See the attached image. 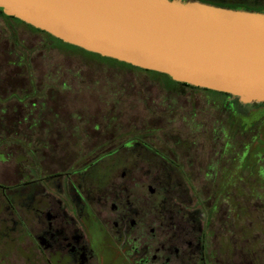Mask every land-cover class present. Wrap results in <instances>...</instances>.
Here are the masks:
<instances>
[{"label":"flooded vegetation","instance_id":"1","mask_svg":"<svg viewBox=\"0 0 264 264\" xmlns=\"http://www.w3.org/2000/svg\"><path fill=\"white\" fill-rule=\"evenodd\" d=\"M0 18L10 33L7 41L19 55L22 51L30 52L11 32L13 24L44 35V40H52L62 49L155 77L174 92L201 93L207 107L217 113L211 133L221 134L223 126L228 134L234 132L235 126L242 127L246 133L250 125L263 141L260 149H264L262 104L254 106L248 120L249 114L236 108L243 104L227 94L122 65L64 44L13 17L1 13ZM40 46L47 49L46 45ZM19 59L16 64L8 65L14 68L23 65L26 69L27 61L21 60V55ZM30 79L25 82L27 88L24 84L22 89L11 91L9 83H0V99L5 100L0 106V118L17 114L9 111L10 102L18 105L21 118L17 141L6 137L9 133L4 127H9L0 128V264H232V247L249 245L246 238L248 244L235 240L231 234L233 222L225 221L230 220L231 208L226 204L230 187H227L229 195L219 199L211 188L203 191L195 186L200 181L197 178L201 170L195 168V160L183 159L181 151L191 148L198 135L186 137L180 131H170L166 118V124L160 128L145 125L122 130L104 126V132H110H105L103 141L89 147V134L98 133L99 124L94 122L97 131L92 126L89 131L75 122L69 129L55 126L63 111L60 114L58 110H44L54 95L47 92L44 100H39L36 94L30 95ZM32 80L39 91L43 81ZM11 94L18 95L19 99L10 100ZM162 107L169 110V106ZM190 113L188 120L193 122L198 112L194 109ZM66 114L72 120L73 114L83 118L77 112ZM178 118L186 123L185 116ZM193 124L197 131L203 128L201 123ZM167 134L172 137H166ZM63 152L67 158L59 163ZM218 152L219 147L215 155ZM263 159L260 161L264 163ZM216 160L204 171L210 172ZM216 165L223 166V163L218 160ZM204 180L209 181L207 177ZM262 182L264 185V179ZM210 224L216 228L211 229ZM241 229L243 232L244 227ZM260 235V253L252 264H264V233ZM245 252L249 255L250 246Z\"/></svg>","mask_w":264,"mask_h":264},{"label":"rangeland","instance_id":"2","mask_svg":"<svg viewBox=\"0 0 264 264\" xmlns=\"http://www.w3.org/2000/svg\"><path fill=\"white\" fill-rule=\"evenodd\" d=\"M10 29L22 45L29 49L30 54L26 51L20 52L21 60L27 61L28 67L25 69L22 65L14 68L8 65L19 62L20 55L7 41L10 33L7 32L8 30L0 18V83H9V91L22 89L29 77L31 78L29 83H32L30 95L36 94L39 100H44L47 97L45 93L53 94L54 96L49 98L43 109L58 110L60 114L63 111L64 115L59 116L60 121L55 125L57 127L67 128L75 124H82L89 131H91V126L93 131H97V125L94 122L99 124V132L89 134L87 140L89 147L103 141L105 132H110H104V126H116L122 130L130 127L141 128L145 125L160 128L166 124V118L169 121L166 126L170 127V131L176 133L180 131L186 137L198 135L191 148L181 151L182 157L186 160H195L197 162L195 168L201 170L197 178L200 181L195 182L197 188L203 189V191L211 188L214 195L221 199V197L229 195L227 187H230L232 192L230 191L229 199L226 202L231 208H228L231 210L230 220L225 221L233 222L234 228L232 227L231 234L235 240L246 238L249 243L248 246L235 245L232 247L234 255L231 263H253L256 255L260 253L259 242L262 238L260 234L264 233V228H262L264 227V212H259V210H264V185L262 184L264 163L260 161L264 158V154L261 155L264 149H260L263 141L258 139L257 131L252 130L248 125L247 132L244 133L240 129L242 127L237 129L239 126H235L234 132L228 134L227 129H223V126L220 129L221 134H213L211 127L217 113H215L216 110L211 111L207 107L201 93L174 92L155 77L152 78L145 73L127 68H119L78 51L62 49L52 40L47 38L44 40V35L31 31L20 24H13ZM41 44L46 45L47 49L42 48ZM49 73H53V75ZM32 79H36L37 83L43 81L39 91L34 87ZM3 87L7 86L3 85ZM9 99L18 100L19 96L11 94ZM4 104L5 100L0 99V106L2 107ZM163 105L169 106V110L165 111ZM255 105L261 104H247L240 107L237 105L236 108L238 110L241 108L242 113L249 114V116L247 115L249 120L253 109L256 108ZM194 109L197 110L198 116H195L192 122L188 119L191 118L190 110ZM12 110L17 114L11 113L7 119L0 118V128L4 125L9 127H4L9 133L5 134L6 137L17 141V125L21 118L20 113L18 114V105L10 102L9 111ZM74 112L81 113L83 118L78 117V114H73V121L70 116H65L66 113V115H71ZM179 115L186 117V123L178 118ZM259 115L254 117L258 118ZM193 123H201L203 128L197 131V127L193 128ZM238 123L240 124V122ZM242 125L245 124L240 126ZM192 129L197 134L193 133ZM166 137L171 138L172 135L167 134ZM218 147L219 152L215 155ZM66 158L67 156L63 152L62 160H59V163H64ZM214 159H217L214 161L215 166L209 169L210 172L204 171ZM218 160L223 163V166L216 165ZM215 171H217L216 174ZM203 176L207 177L209 181L204 180ZM221 219L224 221L223 218ZM210 227L213 230L216 228L213 224H210ZM242 227H244L243 232ZM243 243L248 244L245 240ZM249 246L250 252L247 255L245 250Z\"/></svg>","mask_w":264,"mask_h":264},{"label":"water","instance_id":"3","mask_svg":"<svg viewBox=\"0 0 264 264\" xmlns=\"http://www.w3.org/2000/svg\"><path fill=\"white\" fill-rule=\"evenodd\" d=\"M0 12L102 58L264 104V12L184 0H0Z\"/></svg>","mask_w":264,"mask_h":264},{"label":"trees","instance_id":"4","mask_svg":"<svg viewBox=\"0 0 264 264\" xmlns=\"http://www.w3.org/2000/svg\"><path fill=\"white\" fill-rule=\"evenodd\" d=\"M199 1L202 3L224 7V8L245 9V10L264 12V0H199ZM125 66L130 67L129 65H125ZM149 73L167 78L165 75H160L158 73H154V72H149Z\"/></svg>","mask_w":264,"mask_h":264}]
</instances>
